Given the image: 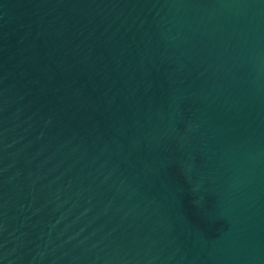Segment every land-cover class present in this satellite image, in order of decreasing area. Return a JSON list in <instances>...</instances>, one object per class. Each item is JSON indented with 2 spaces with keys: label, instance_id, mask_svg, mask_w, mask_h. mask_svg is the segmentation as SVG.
Here are the masks:
<instances>
[{
  "label": "water",
  "instance_id": "water-1",
  "mask_svg": "<svg viewBox=\"0 0 264 264\" xmlns=\"http://www.w3.org/2000/svg\"><path fill=\"white\" fill-rule=\"evenodd\" d=\"M0 264H264V0H0Z\"/></svg>",
  "mask_w": 264,
  "mask_h": 264
}]
</instances>
